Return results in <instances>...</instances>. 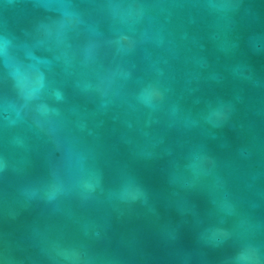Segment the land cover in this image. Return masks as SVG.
I'll use <instances>...</instances> for the list:
<instances>
[{"label": "water", "instance_id": "water-1", "mask_svg": "<svg viewBox=\"0 0 264 264\" xmlns=\"http://www.w3.org/2000/svg\"><path fill=\"white\" fill-rule=\"evenodd\" d=\"M0 264H264V0H0Z\"/></svg>", "mask_w": 264, "mask_h": 264}]
</instances>
